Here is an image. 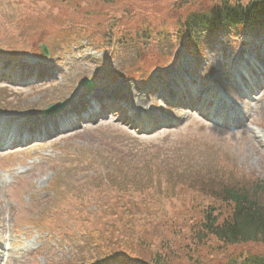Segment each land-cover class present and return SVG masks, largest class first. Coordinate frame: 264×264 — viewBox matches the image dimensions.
Masks as SVG:
<instances>
[{
    "label": "rangeland",
    "instance_id": "obj_1",
    "mask_svg": "<svg viewBox=\"0 0 264 264\" xmlns=\"http://www.w3.org/2000/svg\"><path fill=\"white\" fill-rule=\"evenodd\" d=\"M220 1L0 0V69L48 70L51 79L31 87L0 77L1 118L34 123L52 104L75 106L88 99L81 84L90 79L97 95L112 94L130 110L136 98L147 112L182 120L138 132L117 115L54 132L36 147L0 149L1 264H230L264 254L261 243L224 245L202 235L209 211L218 222L229 212L213 192L264 187V94L238 128L157 98L183 89L178 79L186 75L197 94L216 90L239 103L231 78L256 60L258 32L213 33L197 50L185 29L191 14Z\"/></svg>",
    "mask_w": 264,
    "mask_h": 264
},
{
    "label": "trees",
    "instance_id": "obj_2",
    "mask_svg": "<svg viewBox=\"0 0 264 264\" xmlns=\"http://www.w3.org/2000/svg\"><path fill=\"white\" fill-rule=\"evenodd\" d=\"M223 1L225 3L221 4L218 10L208 15L202 14L197 19L195 17L191 26L206 28L218 24L238 25L254 21L255 17L264 18V0H258L246 6L232 5L229 0ZM261 191H264L263 186L251 190L223 187L220 192H213L219 202L228 207L229 212L224 220L218 222L217 216L209 211L205 217L203 224L205 232L202 235L204 237L211 235L224 245L249 242L264 244V205L258 197ZM230 264H264V255L248 256L240 260L233 259Z\"/></svg>",
    "mask_w": 264,
    "mask_h": 264
},
{
    "label": "water",
    "instance_id": "obj_3",
    "mask_svg": "<svg viewBox=\"0 0 264 264\" xmlns=\"http://www.w3.org/2000/svg\"><path fill=\"white\" fill-rule=\"evenodd\" d=\"M42 52H43V51H42ZM83 86H84V88H86L87 90H90L91 87H92V84H91L90 82H84V83H83ZM61 108H62V104H58V105H56V106H50V107H48V108L43 112V114H44L45 116L52 115L53 113L60 111Z\"/></svg>",
    "mask_w": 264,
    "mask_h": 264
},
{
    "label": "bare ground",
    "instance_id": "obj_4",
    "mask_svg": "<svg viewBox=\"0 0 264 264\" xmlns=\"http://www.w3.org/2000/svg\"><path fill=\"white\" fill-rule=\"evenodd\" d=\"M132 100H134L135 102H131L132 103L131 105H133L135 107V109L137 110V113L143 112V108L141 107V104H140L141 101L139 99H136V98H132ZM26 123H27V121H25V120H23L21 122V124H26Z\"/></svg>",
    "mask_w": 264,
    "mask_h": 264
}]
</instances>
